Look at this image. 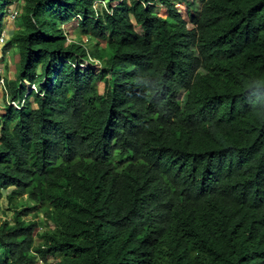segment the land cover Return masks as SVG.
Here are the masks:
<instances>
[{
  "label": "trees",
  "instance_id": "obj_1",
  "mask_svg": "<svg viewBox=\"0 0 264 264\" xmlns=\"http://www.w3.org/2000/svg\"><path fill=\"white\" fill-rule=\"evenodd\" d=\"M21 1L0 264H264V0H200L153 31L137 0ZM77 16L90 52L66 41ZM88 57L106 72L74 68Z\"/></svg>",
  "mask_w": 264,
  "mask_h": 264
},
{
  "label": "clouds",
  "instance_id": "obj_2",
  "mask_svg": "<svg viewBox=\"0 0 264 264\" xmlns=\"http://www.w3.org/2000/svg\"><path fill=\"white\" fill-rule=\"evenodd\" d=\"M121 1L122 0H119V1L116 0V1L112 2L111 3L112 9L116 8V6L121 3ZM193 2H194V0H137V3H139L141 6V10H142L141 12H145L147 15L146 18L149 22V28L151 29V31L154 30V28H153L154 26H157L159 23H162L161 21L169 20L171 11H174V13L178 16V18H181L183 21H186L187 26H189V17L191 16V14H195L196 12H199L202 9V3L200 2V0H196L194 2V5L191 6V4ZM22 4L23 3L21 0H15V2L13 3V6L10 9H8V14H7L6 19L4 21V27H3V30L0 34V56L2 55L1 52L6 53L8 56L10 53L9 50L12 49V47H13V49L16 50V48L14 47L13 44H10L8 47L6 46L8 44L9 36L13 34L12 30L10 28H8L10 26H9V24H7V22L13 23L15 21L16 22L18 21V18L21 14ZM95 7L98 9V11H101V10L107 11V13H109V15H111V13H112L111 10H108V6H107L105 1L97 2L95 4ZM129 17H130V22H131L135 32L140 36L146 35L145 28L141 27L139 24H137L133 15H130ZM185 18H187V20ZM79 20H80V18L77 16L73 20V22L62 26V29L64 30V35L66 37V41L68 43H78L79 45H82L85 48V50L90 52V48L95 43L94 41L89 40L86 36H80L79 34H78V36H75L74 38L73 37L70 38L68 35V33L70 34L71 31L74 30V27L77 26V23ZM68 25H71V28H70V30L67 31L66 29H64V27L68 26ZM14 29L16 31V27ZM102 46L103 45L100 44V47H102ZM141 63H143V61L138 60L135 64H133L131 66L129 72L131 73V72L135 71ZM73 64H74V68L80 70L82 75H83L84 71L87 69L92 70V72L95 75H99L103 72H106L104 62L102 60H100L99 58H94V57H88L87 59H78L77 58V59H75ZM15 71H16V68H15ZM110 77L111 76L109 74L106 75L107 79H110ZM12 78L5 77L2 74V71H0V95H1V98H3L2 104H0V106H2L4 103V104H7V106H11V107H14L15 109H19L20 105L23 104L24 101L23 100L22 101H13L8 96V93L6 90L5 80H11ZM99 83L103 84L102 82H98V84ZM24 89H25V96L29 95L31 92H35V93L37 92V86L35 84L30 85L28 82H24ZM103 91H104V84H103ZM182 98H183V94L180 96V100H182ZM1 200H6V199L3 198ZM2 213H7L5 208L1 209V212H0L1 218L3 216H5ZM7 220H9L8 216H7ZM9 221H11V220H9ZM35 233H39V232H35ZM36 241H38V240H36ZM31 255L34 258L33 264H43V261L40 258H38L34 254H31Z\"/></svg>",
  "mask_w": 264,
  "mask_h": 264
},
{
  "label": "rangeland",
  "instance_id": "obj_3",
  "mask_svg": "<svg viewBox=\"0 0 264 264\" xmlns=\"http://www.w3.org/2000/svg\"><path fill=\"white\" fill-rule=\"evenodd\" d=\"M185 19L187 20V18H185ZM7 24H9V26H10L8 28H10L12 30V32H14L15 31L14 28L17 26L18 21L17 22L15 21L13 23L7 22ZM70 28H71V25H68V26L64 27V29H66L67 31L70 30ZM68 35H69L70 38L71 37L74 38L75 36H78V29L76 27H74V30L71 31L70 34L68 33ZM9 52L10 53H9L8 56H7L6 53L1 52L2 55L0 56V71H2V74L5 77L12 78L13 75L15 74V68H16V65L18 63V54H17V51L15 49H13V47H12V49L9 50ZM98 89H99V92L102 93L103 92V84L99 83L98 84ZM2 99L3 98H1V95H0V104H2ZM27 206L31 207L32 204H28ZM6 207H7L6 200H1L0 201V212H1L2 208L6 209ZM32 215H33V212H31L30 215L27 218H31ZM8 218H9V220H11V215H9ZM38 218H39V225H38L39 228L36 230V232H42L43 229H41V228L44 225V223L42 221L43 217H42L41 214H39Z\"/></svg>",
  "mask_w": 264,
  "mask_h": 264
}]
</instances>
